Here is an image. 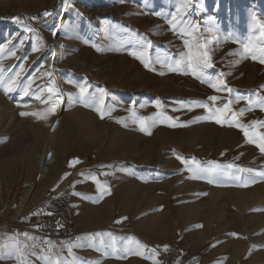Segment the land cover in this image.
Here are the masks:
<instances>
[{
    "label": "rangeland",
    "instance_id": "rangeland-1",
    "mask_svg": "<svg viewBox=\"0 0 264 264\" xmlns=\"http://www.w3.org/2000/svg\"><path fill=\"white\" fill-rule=\"evenodd\" d=\"M262 57L264 0H0V264H264ZM129 128L121 180L105 152ZM48 130V194L16 218Z\"/></svg>",
    "mask_w": 264,
    "mask_h": 264
},
{
    "label": "bare ground",
    "instance_id": "bare-ground-1",
    "mask_svg": "<svg viewBox=\"0 0 264 264\" xmlns=\"http://www.w3.org/2000/svg\"><path fill=\"white\" fill-rule=\"evenodd\" d=\"M213 95L218 96L219 98L222 96V94L221 93L218 94V92L214 93ZM86 119L87 118H85V119L81 118V120H83V121H87ZM200 127H203V125L199 124V126H195L192 129L193 130L197 129V128L200 129ZM129 129H130L129 132H127L123 129H119L121 132L118 136H115L113 131H111V133H113V135H112L113 141L110 144V146L107 147V150L105 152L106 154H113L115 156V159L118 162L117 174L119 175V178L121 180H125L129 176V174L124 170V167H123L127 157L131 156L134 149L141 147L142 145H146V140L141 139V137H140V139H141L140 140L139 136L136 134V132H134V130H135L134 128H129ZM106 130H107V136H108L110 134V130L109 129H106ZM108 132H109V134H108ZM174 135L172 132H166L163 130H161V131L156 130L154 135H152L150 140L148 141L149 143H151V144H149V146L153 145V147H157V146L163 147L164 144H167V143L175 140ZM217 135H221L222 137L229 139V142H232L235 144L239 141L238 139H236L235 136L231 137V135H229L228 133L226 134V132L225 133L223 132L222 134L218 133ZM142 140H144L143 143H142ZM30 145H31L32 149H40L41 150V152L38 154V156H35V157H37V161H36L35 165H37V168L40 169V176L35 179L34 183L30 187H28L26 189V191L23 193V195L21 196V198H19L16 201V208H15L16 218L19 215V213H21L23 210H26L29 207L31 208V207L35 206L38 202L43 200V196L46 193L48 194V191H49L48 187L51 185L50 184L51 180H49L50 176L48 175V172L50 171L51 168L54 167V165H56L55 164L56 163V148H55L56 147V138H55V135L52 134V130L51 131L48 130L46 136H43L42 134H39V133L33 134V136H31ZM249 154L250 153L247 152V155H249ZM31 155H33V154H31ZM54 183H56V182H54ZM38 185L44 186L45 188L39 189ZM135 187L138 188L140 186L134 185L131 187V186H126L125 184H123L120 187V190H121L120 193H124L125 191H127L129 193L131 191L135 192L136 191ZM167 191H169V190L167 189ZM122 196H124V195L122 194ZM128 200H130V199H128Z\"/></svg>",
    "mask_w": 264,
    "mask_h": 264
},
{
    "label": "snow or ice",
    "instance_id": "snow-or-ice-1",
    "mask_svg": "<svg viewBox=\"0 0 264 264\" xmlns=\"http://www.w3.org/2000/svg\"><path fill=\"white\" fill-rule=\"evenodd\" d=\"M187 2H190V0H187ZM182 7H183V5H182ZM177 11H179V9H177ZM44 15L45 16H48V15H51V14L45 12ZM17 19L19 20V18H17ZM175 19H176V17H173V20H175ZM189 27L194 28L195 26L192 25V26H189ZM149 47H150V43H149ZM244 50H245V52H247V51H249V48L247 46H245V49ZM139 58H141L142 62H144L142 57H139ZM210 59L211 58L207 55V53H205L204 54L203 62L199 65V67L201 68V70L206 69V68H209V67L212 66L211 63L209 62ZM260 62L261 63H264V57L261 58V61ZM179 64H180V62L177 61V67L176 68H173L171 70H173V71L178 70L179 69ZM144 66L147 68L149 65H148V63H144ZM194 74H195V69H194ZM213 87H215V85H213ZM228 91L230 92L231 89H228ZM80 92H81V94H84L86 92V89L83 88V87H81ZM209 99L211 101H216L218 99V97L213 95V96L209 97ZM201 106L202 107H207V105H201ZM97 110L99 111V109H97ZM22 115H23V113H22ZM101 117H103V112H101ZM209 118L210 117H201V119H209ZM214 119H215V123H217V124H222L223 123V121L221 120L220 116H215ZM254 123H256V122H254ZM144 130L145 129L142 126L141 127V131H144ZM244 135L247 137L249 135V133L246 130H244ZM261 141H262V143L258 144L257 146L259 147V149H260L261 152H264V136H261ZM249 143H255V141L252 140V139H249ZM228 167H231V165H229ZM204 171H207V169H202L201 170V172H204ZM241 171H243V169ZM248 171H251V169H249ZM105 175H106V173H105ZM262 175H264V174H262ZM91 178L93 180H95V176H91ZM200 178H204V177L201 176ZM209 182L211 183L212 180L209 179ZM107 191H108L107 188H101V191H100L101 196L104 195ZM25 235H27V234H25ZM97 235H101V234L98 233Z\"/></svg>",
    "mask_w": 264,
    "mask_h": 264
},
{
    "label": "built area",
    "instance_id": "built-area-1",
    "mask_svg": "<svg viewBox=\"0 0 264 264\" xmlns=\"http://www.w3.org/2000/svg\"><path fill=\"white\" fill-rule=\"evenodd\" d=\"M74 236V229L72 226H67V228L62 229L58 237H55L57 239V243H59V239H70ZM29 235H25L24 238L27 239ZM161 259L165 261L167 264H172L174 262V259L176 258V252L172 248H169L167 251L160 252ZM172 262V263H171Z\"/></svg>",
    "mask_w": 264,
    "mask_h": 264
},
{
    "label": "trees",
    "instance_id": "trees-1",
    "mask_svg": "<svg viewBox=\"0 0 264 264\" xmlns=\"http://www.w3.org/2000/svg\"><path fill=\"white\" fill-rule=\"evenodd\" d=\"M50 206H53V213L56 214V216H60L61 218L65 217V211L63 209H60L58 204L56 202H52Z\"/></svg>",
    "mask_w": 264,
    "mask_h": 264
},
{
    "label": "crops",
    "instance_id": "crops-1",
    "mask_svg": "<svg viewBox=\"0 0 264 264\" xmlns=\"http://www.w3.org/2000/svg\"><path fill=\"white\" fill-rule=\"evenodd\" d=\"M60 207V205H58ZM50 209H51V212L53 211L54 207L53 206H50ZM48 214V213H47ZM44 221L46 220V218H43Z\"/></svg>",
    "mask_w": 264,
    "mask_h": 264
}]
</instances>
